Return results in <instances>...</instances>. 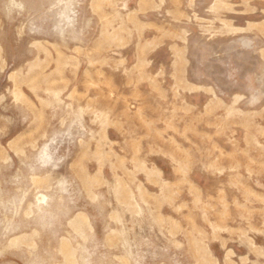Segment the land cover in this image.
I'll return each mask as SVG.
<instances>
[{"label":"rangeland","instance_id":"obj_1","mask_svg":"<svg viewBox=\"0 0 264 264\" xmlns=\"http://www.w3.org/2000/svg\"><path fill=\"white\" fill-rule=\"evenodd\" d=\"M0 264H264V0H0Z\"/></svg>","mask_w":264,"mask_h":264}]
</instances>
